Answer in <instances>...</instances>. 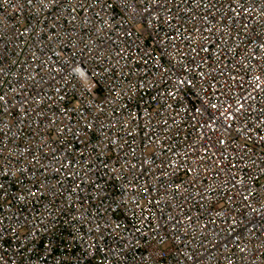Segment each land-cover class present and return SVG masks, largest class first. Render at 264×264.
<instances>
[{"label": "built area", "instance_id": "obj_1", "mask_svg": "<svg viewBox=\"0 0 264 264\" xmlns=\"http://www.w3.org/2000/svg\"><path fill=\"white\" fill-rule=\"evenodd\" d=\"M0 264H264V0H0Z\"/></svg>", "mask_w": 264, "mask_h": 264}]
</instances>
